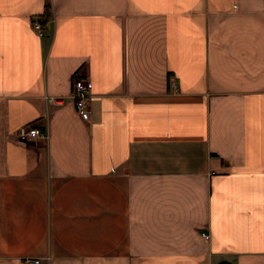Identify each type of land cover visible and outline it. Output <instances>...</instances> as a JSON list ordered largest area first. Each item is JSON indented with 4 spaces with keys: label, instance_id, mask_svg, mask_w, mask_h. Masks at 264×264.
Masks as SVG:
<instances>
[{
    "label": "crops",
    "instance_id": "0c3cea01",
    "mask_svg": "<svg viewBox=\"0 0 264 264\" xmlns=\"http://www.w3.org/2000/svg\"><path fill=\"white\" fill-rule=\"evenodd\" d=\"M28 257L264 264V0H0V264Z\"/></svg>",
    "mask_w": 264,
    "mask_h": 264
},
{
    "label": "built area",
    "instance_id": "2783aa9c",
    "mask_svg": "<svg viewBox=\"0 0 264 264\" xmlns=\"http://www.w3.org/2000/svg\"><path fill=\"white\" fill-rule=\"evenodd\" d=\"M33 25L38 31L40 35H45L44 31V22L40 20L39 18H35L33 21ZM72 85L73 90L71 93V97L73 98V101L76 106L77 112L83 117L88 119L90 117V110L88 107L89 99L92 95V78L87 75H82L79 70L75 71L73 77H72ZM170 86L172 88L177 87V83L175 80L171 77L170 78ZM48 101L53 103H61V101L56 100L57 97L54 96H48ZM16 136L22 140L25 141H32L36 140L40 137H47L48 133L44 132L39 126L29 124L22 129H20ZM202 235L208 236L207 232H202ZM27 261L29 263L37 264L41 260L39 258H27Z\"/></svg>",
    "mask_w": 264,
    "mask_h": 264
},
{
    "label": "trees",
    "instance_id": "16d2710c",
    "mask_svg": "<svg viewBox=\"0 0 264 264\" xmlns=\"http://www.w3.org/2000/svg\"><path fill=\"white\" fill-rule=\"evenodd\" d=\"M50 14V5L48 4L46 5V10L44 14L41 16L42 21L45 22L49 18Z\"/></svg>",
    "mask_w": 264,
    "mask_h": 264
}]
</instances>
